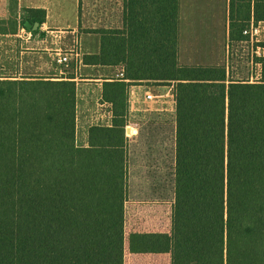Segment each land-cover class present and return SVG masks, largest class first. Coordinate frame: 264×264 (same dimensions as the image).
<instances>
[{
	"label": "trees",
	"instance_id": "16d2710c",
	"mask_svg": "<svg viewBox=\"0 0 264 264\" xmlns=\"http://www.w3.org/2000/svg\"><path fill=\"white\" fill-rule=\"evenodd\" d=\"M178 6L123 0L122 29L86 30L101 49L83 65L124 66L128 81L104 84L112 126L91 127L87 147L75 144L74 81L0 80V264H123L132 82L173 87L171 264H264V57L253 83L181 66ZM24 13L23 29L44 23ZM252 22L264 0H229L231 45Z\"/></svg>",
	"mask_w": 264,
	"mask_h": 264
},
{
	"label": "crops",
	"instance_id": "0c3cea01",
	"mask_svg": "<svg viewBox=\"0 0 264 264\" xmlns=\"http://www.w3.org/2000/svg\"><path fill=\"white\" fill-rule=\"evenodd\" d=\"M81 1L89 0H17L19 18L21 12L42 10L45 20L38 27V34L28 29L0 32V80L74 81L75 144L84 148L88 146L91 127L112 126V105L102 100L104 84L128 81L125 80L124 66L82 63L84 56H96L101 49L100 35L87 33L86 30L122 29L123 0H90L114 1L116 12L111 19L113 22L107 21L111 24L105 23L101 15L100 20L96 18L89 27L84 26L80 15ZM9 6V0H0V21L8 18ZM257 24L263 32L264 22ZM71 39L75 46L70 45ZM262 40L258 39V44L264 43V37ZM233 46L240 48V43L231 45L229 41V0H179L178 62L181 66L224 67L227 77H230ZM58 54L68 55L71 65L60 70L53 62ZM170 88H173L172 85L132 82L127 90L128 122L124 130L127 140V199L124 205L123 264H171L174 172L173 168L168 173L159 168L158 174H153L149 173L148 167L150 164L163 166L164 169L168 165L169 170L170 166L174 167L175 144L173 156L169 154L168 157L165 154L167 149L153 144L148 134L144 141L140 140L143 127L152 134L153 124L167 117L168 101L165 98ZM156 92L162 95L156 96ZM147 94L154 95L156 99L147 101ZM171 103L175 110V102L172 100ZM154 150L157 153L153 155ZM150 225L157 228L154 230ZM164 226L167 227V234ZM151 236L160 239L152 241ZM163 236L165 239H162Z\"/></svg>",
	"mask_w": 264,
	"mask_h": 264
},
{
	"label": "rangeland",
	"instance_id": "374dc122",
	"mask_svg": "<svg viewBox=\"0 0 264 264\" xmlns=\"http://www.w3.org/2000/svg\"><path fill=\"white\" fill-rule=\"evenodd\" d=\"M9 1H11L10 6H9V16L6 20H3L0 22V32H12L13 33L17 30H21V29L25 30L20 26V22L23 21L24 18L27 17L28 14L21 12L20 13L21 18H19L18 12L16 11V8L14 5L15 0H9ZM68 3L71 4L72 1H68ZM115 12H116V7H115L114 1H90L89 0V1H81V4H80V15L84 22L85 27L92 26V21L95 20L96 18L100 20L101 15H103L102 20L104 19L105 23L108 20H111V19L113 20ZM107 23L111 24L110 22H107ZM34 32L36 34L39 33V31L37 32L34 31ZM260 36L264 37V29ZM262 37L258 39L262 40ZM70 41H71L70 45L75 46L73 40L71 39ZM262 44L263 42L261 43L259 42V44L257 45L261 47ZM65 53L68 54L69 52H65ZM248 58L249 56H247L246 53H242V50L240 48H237L236 46L231 47V54H230V79L231 80L245 81L247 79H250L251 77L255 78L256 68L251 69ZM257 60L258 59H256V61ZM63 69H66V68L65 67L60 68V70H63ZM172 93H173L172 88H170V91L168 92V96L167 98H165L166 99L165 101H168V104L166 105L168 109L166 111L167 117H165L164 120L157 121L156 123L153 124L154 128L152 127L150 130L152 134L149 132L147 133L148 128L143 127V129L141 130V138H140L141 141H144L146 134H148L149 137L151 136L150 140L152 141L153 144L160 145L164 149H167L165 150V154L168 155V157H169V154L170 155L172 154L173 156V153H174L173 150H174V136H175L174 134L175 133V110L173 108V104L171 103L172 100L174 101V97ZM155 95L161 96L162 94H159L156 92ZM158 99H161V98H158ZM160 101H163V100H160ZM154 153H157V151L155 150L152 151L153 155ZM172 158L173 157H171L170 159ZM159 168L162 170H165V173H168L172 170L171 168H173V166H170V170H169L168 165H166V169H164L163 166L159 167L158 165L150 164L148 167V170H149V173L158 174L156 172H157V169ZM154 184L156 185V182ZM149 227H151L154 230L157 228L156 225L155 226L150 225ZM163 228H165L166 230L165 233L167 234V227L164 226ZM166 234H164V236H166ZM164 236L162 237V239H165ZM159 239L160 238L156 236L150 237V240L152 241H157Z\"/></svg>",
	"mask_w": 264,
	"mask_h": 264
},
{
	"label": "built area",
	"instance_id": "2783aa9c",
	"mask_svg": "<svg viewBox=\"0 0 264 264\" xmlns=\"http://www.w3.org/2000/svg\"><path fill=\"white\" fill-rule=\"evenodd\" d=\"M255 0H251L253 3ZM262 33V28L255 23H251L248 28L243 31V35L247 37V41L240 43V49L242 53H246L249 56L248 61L251 69L256 68L255 78L247 79L249 82H257L261 78V64L259 63V59L264 57V48L260 47L257 42L258 38ZM256 59H258L256 61ZM54 64L59 67H68L71 62V58L68 55H56L55 59H53ZM147 101H154L156 97L152 94H147L145 96Z\"/></svg>",
	"mask_w": 264,
	"mask_h": 264
},
{
	"label": "water",
	"instance_id": "95a60500",
	"mask_svg": "<svg viewBox=\"0 0 264 264\" xmlns=\"http://www.w3.org/2000/svg\"><path fill=\"white\" fill-rule=\"evenodd\" d=\"M25 27H26L28 30H33V31H35V30L38 29L39 24H37V23L30 24V23L26 22V23H25Z\"/></svg>",
	"mask_w": 264,
	"mask_h": 264
}]
</instances>
